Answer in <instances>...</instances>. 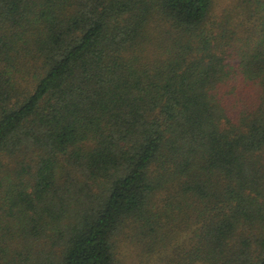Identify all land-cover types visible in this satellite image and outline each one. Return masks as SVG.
Wrapping results in <instances>:
<instances>
[{"label": "trees", "instance_id": "trees-1", "mask_svg": "<svg viewBox=\"0 0 264 264\" xmlns=\"http://www.w3.org/2000/svg\"><path fill=\"white\" fill-rule=\"evenodd\" d=\"M239 2L0 0V264L121 238L264 264V0Z\"/></svg>", "mask_w": 264, "mask_h": 264}, {"label": "rangeland", "instance_id": "rangeland-1", "mask_svg": "<svg viewBox=\"0 0 264 264\" xmlns=\"http://www.w3.org/2000/svg\"><path fill=\"white\" fill-rule=\"evenodd\" d=\"M239 0H214L213 12L221 17L227 10L239 9ZM215 16L216 18H218ZM191 246L190 242H182L177 238H173L172 242L167 244V249L161 248L158 252H154L151 255L147 254L146 248L142 244L131 243L128 240L121 238L119 241V263L118 264H183L184 252ZM182 253L181 259L176 255ZM161 253L164 255L159 256ZM199 264H202L199 262Z\"/></svg>", "mask_w": 264, "mask_h": 264}]
</instances>
